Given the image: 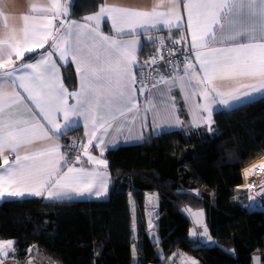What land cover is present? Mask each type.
<instances>
[{
    "label": "snow or ice",
    "instance_id": "snow-or-ice-1",
    "mask_svg": "<svg viewBox=\"0 0 264 264\" xmlns=\"http://www.w3.org/2000/svg\"><path fill=\"white\" fill-rule=\"evenodd\" d=\"M32 11L36 15H25L22 28L13 27L0 35V198L70 201L107 195L108 161L101 157L109 131L121 133L137 119L145 126L149 112L154 125L157 120L167 127L182 125L170 96L173 87L183 94L191 125L206 126L210 135H214V105L231 109L264 93V0H157L149 10L105 0L98 12L82 22L66 18L68 7L62 0L33 5ZM105 18L111 35L103 31ZM185 22L191 40L190 49L184 50L183 74H177L178 63L168 61L172 75L153 77L151 72H142L138 80L137 67L158 63L155 57L150 62L138 61L140 30L147 33L161 24L181 28ZM38 50L43 51L33 62H25L26 53ZM69 61L78 75V87L73 91L65 86L61 73V64L66 66ZM149 78L151 88L158 89L160 104L146 100L141 109L137 89L140 93L148 90ZM222 84L227 90H221ZM17 104L35 109L32 119L14 118L6 111ZM81 120L87 143L71 162L56 141ZM93 145L101 157L91 153ZM6 153L14 159L10 161ZM82 156L92 168L77 166ZM259 171L264 172V165ZM195 216V223L203 228L200 235L210 240L200 219L202 213ZM15 243L0 240V264H5L9 253H15ZM253 260L261 264L259 257ZM180 264L198 262L181 259Z\"/></svg>",
    "mask_w": 264,
    "mask_h": 264
},
{
    "label": "trees",
    "instance_id": "trees-1",
    "mask_svg": "<svg viewBox=\"0 0 264 264\" xmlns=\"http://www.w3.org/2000/svg\"><path fill=\"white\" fill-rule=\"evenodd\" d=\"M103 1L74 0L70 17L83 20ZM63 77L71 91L78 87L71 62L63 66ZM174 95L182 127L147 131L141 142L106 151L108 196L0 202V239L16 241L15 260L23 262L36 248L47 262L60 264H180L174 253L198 264H254V257L264 264V209L249 211L240 166L250 154H264V95L216 110L214 135L206 126L193 127L181 95ZM63 139L67 158L75 162L82 129H69ZM149 192L157 196L155 239L147 226ZM194 209L204 211L214 242L191 235Z\"/></svg>",
    "mask_w": 264,
    "mask_h": 264
},
{
    "label": "crops",
    "instance_id": "crops-1",
    "mask_svg": "<svg viewBox=\"0 0 264 264\" xmlns=\"http://www.w3.org/2000/svg\"><path fill=\"white\" fill-rule=\"evenodd\" d=\"M73 2H74V0H62V3H66V5L68 7V15L66 18L70 19V20H76L78 22H82V20H80V19H75V18L70 17ZM104 2H105V0L103 1V3ZM156 2H157V0H107V3H109V4H118V5L134 7V8H139V9H145V10L151 9ZM46 3H47V0H4V3L0 4V35H2L5 31H7L8 29H11L13 27L16 29L22 28L23 23H24L23 17L25 15H36V13H33V11H32L33 5L40 6V5H45ZM98 11H96V12H98ZM96 12L91 13L89 15H93ZM89 15H87V16H89ZM105 26H108V30L105 29ZM103 31L106 34H109V35L112 34L111 29H110V23L107 21V18H105V23L103 25ZM160 31H168L170 34L176 36L177 41H180L182 43L184 42L186 45L190 46L191 36H190V32L187 29L186 22L184 23V26L181 28L168 29L163 24H161V25H158L156 29L150 28L147 33H144L143 30H140V37H139L140 38V45L137 46L136 55H137L138 61H140L141 63L143 62V58H144V53H143L144 51L143 50L149 44H151L153 42L155 34L157 32H160ZM182 36L184 37L183 39H182ZM128 38L129 37H125V39H128ZM149 38H151V39H149ZM46 48H47V46H46ZM39 51H43V50H38L37 53H31V54L26 53L25 62H33L34 59L38 56ZM33 54H37V55H36V57L30 59L29 56H31ZM27 58H29V59H27ZM57 62H58V64L61 63L60 61H57ZM70 62L71 61H69L68 63H70ZM63 66L64 65L61 64L62 76H63ZM139 68L140 67H137L135 69V73H136L137 78H138ZM160 74H163L165 77H168V76L172 75L173 73H172V71L166 69L163 72H161ZM177 74L182 75L183 72L177 73ZM77 79H78V75H77ZM63 80H64V77H63ZM248 82L249 81H245V83H248ZM64 84H65V82H64ZM65 86L68 88V86L66 84H65ZM159 87H163V86H159ZM8 90L10 91L11 89H8ZM175 90L177 91V93H179L181 95V99L184 101V105L186 107V110H187V113L189 116V122L191 123V115H190L189 110H188V105L186 104L185 100L183 99V94L180 91V89L178 87H173V89L170 93V96L174 97V103H175L176 108L178 110V107H177V104L175 101V95H174ZM221 90H227L226 86L222 84ZM69 91H71V90L69 89ZM263 95H264V93H258L252 99L263 96ZM137 98H138L141 109H143L146 100H152L153 103L156 104L157 106H159V104H160L158 89H153L151 87L148 89L145 97H141L140 92L137 89ZM197 99H199V98H197ZM246 101H249V100H245L244 102H246ZM71 102L72 101L70 100V103ZM218 109H220L219 106L214 105L213 114ZM6 111L11 112L13 114L14 118H22V119H29L30 120L33 117V113L35 112V109H32L30 111L27 105L17 104V105H13L10 109H7ZM178 115H179L180 119L183 121L182 117L179 114V111H178ZM182 125L167 127V126H163L162 122L160 120H157L155 122V125H154L152 122V113L149 112L147 114V121H146L145 126H142L139 119H137L135 121V123L126 125L125 129L121 133H116L114 129L110 130L109 135L105 138L106 148H105V151H104L102 157H101L99 149L96 148L95 145H93L91 147L90 151L93 155H96L97 157H101L103 159H106L105 153L107 150H109L110 148L115 147L119 144H132V143L141 142L144 139L145 133L147 131H152V132L157 133V132L167 130V129L180 128V127H182ZM75 127H80L82 129L83 135L85 137L84 140L77 142V147H80V143H81V145L87 143V139L85 136L86 129L83 126L82 120L79 121ZM71 128H73V126L70 125L69 128L65 129V131L60 134L59 139L56 141L57 143H59L61 145V152L63 154H65V151H64L65 143H67V141L63 139V136ZM154 128H157L156 129L157 131H154ZM136 137H143V138L142 139H135ZM23 154H24V152L22 151L21 155H23ZM6 155H9L10 161L12 159H14V155H10L8 153H6ZM77 166H83L86 168H92L93 167V165H91L88 162L86 157H83L81 160V163ZM106 170L108 172V178H107L108 193H107V195L100 197V198H104V197L108 196V194H109L111 174H110V170H109L108 166H107ZM25 197H31V196H25ZM8 198H15V197L0 198V202L4 199H8ZM42 198L47 199L45 197H42ZM73 198H96V197L84 196V197H73ZM149 198H152V200H153L152 205L149 204ZM62 199H64V198H62ZM145 202H146V216H147L148 231L151 234L152 238L155 239L156 219H157V196L154 193L149 192L146 194ZM193 213L194 212H192L191 214H193ZM149 221H151L152 227L149 226ZM177 259H179V262H180L181 259H189V258H186L184 255L180 254Z\"/></svg>",
    "mask_w": 264,
    "mask_h": 264
},
{
    "label": "built area",
    "instance_id": "built-area-1",
    "mask_svg": "<svg viewBox=\"0 0 264 264\" xmlns=\"http://www.w3.org/2000/svg\"><path fill=\"white\" fill-rule=\"evenodd\" d=\"M161 39H163V44H161ZM173 41L177 40H173L167 33L163 31L157 32L155 34L153 42L149 44L147 48H145L143 62H150L151 59L155 57L158 63L156 65L150 64L149 66L140 67L138 70V80L142 72H151L152 76L155 77L158 73L160 74L166 69L170 71L173 70L172 67L168 65V61H171L172 63H178L179 69L177 72H183L184 50L186 47L190 49V46L183 45L181 43H173ZM170 53H172V55H170ZM160 56L164 57L163 61L159 60ZM146 83L148 84V88H150L152 83L151 78H149ZM140 95L144 97L146 95V91L144 93H140Z\"/></svg>",
    "mask_w": 264,
    "mask_h": 264
},
{
    "label": "bare ground",
    "instance_id": "bare-ground-1",
    "mask_svg": "<svg viewBox=\"0 0 264 264\" xmlns=\"http://www.w3.org/2000/svg\"><path fill=\"white\" fill-rule=\"evenodd\" d=\"M261 165H264L263 153L250 154L248 160L240 165L244 176V186L248 187V185H254V187L249 189L252 201L257 197L255 194V188L260 184H264V172L259 171ZM254 168L257 170L253 171ZM249 172H251V174L246 175Z\"/></svg>",
    "mask_w": 264,
    "mask_h": 264
},
{
    "label": "rangeland",
    "instance_id": "rangeland-1",
    "mask_svg": "<svg viewBox=\"0 0 264 264\" xmlns=\"http://www.w3.org/2000/svg\"><path fill=\"white\" fill-rule=\"evenodd\" d=\"M156 129H157V128H154V131H157ZM248 158H249V157H248ZM248 158H246V159L240 161V163H243L244 161H247ZM242 172H243V171H242ZM243 187H246V186H244V184H243ZM246 188H248V187H246ZM248 189H249V188H248ZM249 192H250V190H249ZM48 200H49V199H48ZM149 204H150V205L153 204V200H152V198H149ZM247 207H248V208H253V207H254V201L251 200V195H250V201H249ZM194 210H195V212H194L193 214H191V215H192V218H193V226H192V230H191V232H192V231H195V232L197 233L196 236L200 237V238H201L202 240H204V241L214 242L213 238L209 235V233H208V235H209V237H210V240H209L207 237H203V236L200 235V233L203 231V228H202L200 225H197V224L195 223V220H196L195 213H197V212L202 213V216L200 217V219L202 220L203 224H205L204 211H203L202 209H194ZM151 214H152V213H151ZM0 240H12V239H0ZM29 255L37 256V257L40 258L43 262H47V258H46V256H45L42 252H40L38 249H36V248L31 249ZM185 257H186V255H185ZM188 257H189V256H188ZM188 257H187V258H188ZM189 258H190V257H189ZM9 260H12V261H18V262H19V260H15V258L12 256L11 253H9L8 257L5 259V262H6V261H9Z\"/></svg>",
    "mask_w": 264,
    "mask_h": 264
},
{
    "label": "water",
    "instance_id": "water-1",
    "mask_svg": "<svg viewBox=\"0 0 264 264\" xmlns=\"http://www.w3.org/2000/svg\"><path fill=\"white\" fill-rule=\"evenodd\" d=\"M256 199L254 200V208L249 209L252 211L253 209H264V184H260L255 188ZM33 261V264H60L57 261L51 262H43L40 258L34 255L27 256L23 262L18 261H6L5 264H27L29 260Z\"/></svg>",
    "mask_w": 264,
    "mask_h": 264
}]
</instances>
